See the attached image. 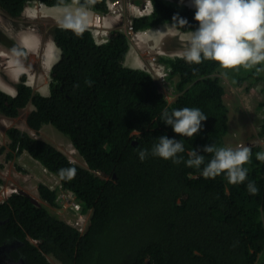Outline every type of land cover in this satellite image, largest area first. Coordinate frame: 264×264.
<instances>
[{"label": "trees", "instance_id": "1", "mask_svg": "<svg viewBox=\"0 0 264 264\" xmlns=\"http://www.w3.org/2000/svg\"><path fill=\"white\" fill-rule=\"evenodd\" d=\"M29 1L0 0V6L18 17ZM42 1L61 5V0ZM154 2L151 14L135 17L136 28L173 21L177 14L188 21L179 28H198L194 7ZM90 7L108 8L106 0ZM51 34L62 53L50 71V93L37 91L24 74L16 93L0 86V113L13 118L34 105L27 124L37 131L48 123L55 126L71 139L88 166L18 126L6 130L8 157L27 151L37 159L60 181L53 186L40 182V197L59 206L62 189L72 190L81 211L90 213L89 222L82 231L18 190L0 202V243L9 238L21 241L29 264H51L49 255L61 264H264V162L256 159V153L264 152L262 146H249L252 155L244 165L248 175L241 184H230L224 174L206 179L203 165L190 168L150 154L141 162L138 155L142 149L150 153L161 135L182 141L185 151L179 155L184 160L195 149L207 162L211 155L202 152L204 145L227 147L229 105L221 77L215 75L218 62L189 64L179 56H160L170 69L168 78L179 75L178 96L170 102L152 72L125 65L131 39L121 29H112L102 42L90 27L78 37L56 24ZM262 65L236 73L238 82L250 77L264 80ZM259 106L264 109V97ZM183 107L199 108L208 116L191 138L161 121L165 109ZM262 127L264 135V122ZM67 167L77 170L71 181L59 177V169ZM250 181L259 190L255 195L247 189Z\"/></svg>", "mask_w": 264, "mask_h": 264}, {"label": "rangeland", "instance_id": "2", "mask_svg": "<svg viewBox=\"0 0 264 264\" xmlns=\"http://www.w3.org/2000/svg\"><path fill=\"white\" fill-rule=\"evenodd\" d=\"M139 1L141 2V4L130 2V0H121V2L124 4V11L119 15L120 23L122 24L123 20L127 19L126 24L124 26H121V28L122 31L128 36V38L131 39V44L128 49V59L130 60L125 63V65H132L134 63L137 65L132 66L140 67L149 71V68H146V66L150 62L152 65L156 66L157 70L166 72V76L168 78L169 67L160 59V56H178L177 53L182 51L183 48L187 46V41L190 34L188 35V39L185 40L183 44L181 43L180 39V36H183V32L182 30L179 31V29H177V32L174 33H169V31H167L164 34L163 40H160L159 34L161 33V31L159 29L161 27L156 26L155 34L158 36V38H156V43H143L141 45H138L141 42V40H138V43L135 42L136 44H133V39L137 40V38H135L134 35H132V33H130L129 31V25L131 23L128 16L132 17L130 10L132 8L137 9L139 7L141 9H148L149 11H152L155 8L154 0H150V4H148L147 6L146 2L148 0ZM66 4H71V2ZM26 6L30 10L31 16L33 18H29L27 16H24L23 14L18 17H12L0 6V25H2L3 27H9L14 31H31L35 34L36 37H38L35 43L39 48V54L29 55V57L25 61V66L26 68H28V71L25 74L27 75V82L30 83L37 91L49 94L51 78V74L49 73L53 64L57 59L60 58L62 53V49L56 44V41L52 37L51 29L53 26L58 24V20L61 17L60 9L62 5L51 6L41 0H31L27 3ZM90 9L93 8L90 7ZM93 10L94 15L92 17V21L97 22L94 17L97 9ZM139 13H141V15L143 16L146 12L144 11ZM111 17H115L114 19H112V22H110ZM117 20V16L114 15L106 18L108 24L117 22ZM114 25L117 24H112V26ZM131 26L134 29V25L131 24ZM3 27H0V52L5 53V57L0 58V81L3 86L9 85L10 90L16 92L17 82L12 80L5 71V66L7 64L6 56L9 50L14 46L15 41L9 39V37L4 34ZM135 31L139 32L137 30ZM149 33L150 29H143V31H141L139 34L140 39L141 36L146 37L149 35ZM96 36L98 39H102L105 34H97ZM46 40L48 45L47 43L45 44ZM52 46H55V49L52 48ZM45 51L47 52L46 56L48 55L46 60V68L44 67L45 61L43 58L46 53ZM132 58H134V60H132ZM261 64L263 65L260 70L261 73H264V62H261ZM233 69L235 70L223 69L220 67L215 71V75H219L221 77V80L226 88L224 97L227 104L229 105V131L227 134H225V143L227 147L233 148L241 145L249 147L253 146L254 144L260 145L262 146V149H264V135L260 134L264 122V109L259 106L261 100L264 97V80H256L255 77H250L245 78L242 84H240L238 82L239 77L236 75V73L239 74L245 71L247 72L248 69H244L243 66ZM253 71L254 70H250L248 72ZM152 74L154 75V78L159 82L160 90L164 92L166 98L170 102L174 101L178 96V91L176 90V82L179 80V75H174L172 78H168L165 81H162L161 77L159 76L160 73H158L156 70L155 72H152ZM33 108L34 105L28 104L26 107L22 108L21 113L17 117L13 118L7 117L0 113V148L4 147V150L0 153V169L4 170L5 174H7L4 182L1 183L0 188L6 190L8 188H11L14 183L18 185L16 187L17 190L24 188L28 191H31L33 193V196L39 198L40 201L45 203L52 212L58 214L66 221L80 228L86 227L88 224L90 213H83L81 211V208H77L75 207V205H71L73 206V208L70 205H63L64 203L71 204V202L68 201L73 200V198L66 197L67 200H63L65 196L62 195V203L60 202L59 206H51L40 197L38 190V185L40 182L45 181V183L51 186L58 184V182L60 183L58 177L55 174L44 168L43 165L39 161H36V159L31 155L24 156L21 154L19 156H12L11 158L8 157V152L10 149V138L6 133V130L10 126H18L25 130L33 132V135L36 137L49 140L60 149L64 150L73 161L88 166L83 156L79 153L78 149L72 143L71 139L67 137V135L63 132H60L59 129L58 131L55 126L48 123L44 125L39 131H37L27 124V115ZM10 192L13 191L10 190ZM48 258L51 264H61L51 255H49Z\"/></svg>", "mask_w": 264, "mask_h": 264}, {"label": "clouds", "instance_id": "3", "mask_svg": "<svg viewBox=\"0 0 264 264\" xmlns=\"http://www.w3.org/2000/svg\"><path fill=\"white\" fill-rule=\"evenodd\" d=\"M109 1L106 0L108 7L106 12L101 10L102 14L105 13L102 21L98 23L90 19V6L95 5L97 0H84L83 4L80 3V0H71V4H66L64 0H61V17L58 20V26L62 30H70L78 37L82 36L90 27L99 42L105 41L112 29L122 30L121 26H124L127 20H123L122 24L119 21L114 26L107 23L106 18L111 15L120 18V14L117 15L111 11ZM191 6L196 9L194 19L198 21L199 26L191 31L187 46L177 53L179 58L189 64H200L203 60H212L218 62L223 69L240 66L251 68L264 62V0H191ZM97 10L96 12H100ZM130 11L132 15V17L128 16L130 23L134 25L135 30L143 31L145 28H136L134 24L135 17L142 16L141 13L136 8H132ZM153 11L154 9L146 11L144 15L151 14ZM22 14L33 18L27 6ZM173 21L175 22L174 26L185 27L188 24V21L179 17V14L173 16ZM0 27L3 26L0 25ZM148 29L150 28L148 27ZM3 32L9 39L15 41L6 56L5 71L12 80L19 83L20 77L28 71L25 61L29 55L39 54V48L35 43L38 37L31 31H14L9 27H3ZM97 34H105V36L98 39ZM144 37L137 38L135 42L138 43V40H142ZM135 42L134 44H136ZM3 57H5V53L0 52V58ZM46 60L47 56L45 55V68L47 67ZM85 83L89 86L92 85L90 80H86ZM74 87H79V85H74ZM207 119L208 116L199 108L194 107H183L171 112L165 109L161 114V121L171 126L175 133L188 138L198 134L202 128V121ZM184 151V144L181 140L161 135L152 145L150 153L147 149H142L138 155L141 162L150 154L166 160L170 159L177 165L184 162L190 168L200 169L203 165L201 174L206 179H214L221 174L226 175L230 184H241L247 179L248 170L244 165L249 162L252 155L251 147L241 145L235 148H218L214 144L204 145L202 152L211 155V159L207 162L205 155L198 153L195 149L189 151L188 159L184 160V157L179 155ZM256 159L264 162V152L256 153ZM76 173L75 167L59 169V177L64 181L73 180ZM247 189L253 195L259 191L252 181L248 182Z\"/></svg>", "mask_w": 264, "mask_h": 264}, {"label": "crops", "instance_id": "4", "mask_svg": "<svg viewBox=\"0 0 264 264\" xmlns=\"http://www.w3.org/2000/svg\"><path fill=\"white\" fill-rule=\"evenodd\" d=\"M167 2H169V3H171L172 5H174L175 7H178V8H182L183 6H186V5H188V6H191V0H166ZM130 2H136V3H138V4H141V2L139 1V0H130ZM93 9H90V19L92 20V17H93ZM98 11V10H97ZM100 12H101V10H99ZM115 17H111L110 18V22H112V19H114ZM118 18V17H117ZM120 20H119V18H118V20H117V22H114V23H112V24H116V23H118ZM175 22H173V21H170V20H165V21H163L162 23L160 22L159 24H156V25H154V26H150L149 28H150V33H149V35L148 36H146V37H144L142 40H141V42L138 44V45H141V44H143V43H156V38H158V36L155 34V31H156V29H155V27L156 26H160L161 28L159 29L160 31H161V33L159 34V39L160 40H163V37H164V34L167 32V31H169V33H174V32H177V29H179V31H181L182 30V32H183V36H180V39H181V43L183 44L184 42H185V40H187L188 39V35L191 33V31H194V30H183V29H181V28H179L178 26H174L173 24H174ZM109 25H111V24H109ZM166 39V38H165ZM134 42L135 41H133V44H134ZM47 45H48V43H47ZM46 45V46H47ZM166 54V53H165ZM130 59H128V54H127V56H126V60H125V63H127L128 61H129ZM132 60H134V58H132ZM135 62V61H134ZM132 65H137V64H132ZM132 65H130L129 64V66H132ZM135 66H133V67H135ZM3 86V84L1 83V81H0V86ZM1 86V87H2ZM6 87H8L7 88V91H9L10 93H16V92H14V91H12V90H10V88H9V85H7ZM3 89H5L4 88V86L2 87ZM6 90V89H5ZM23 129V128H22ZM25 130V129H24ZM28 131V130H27ZM30 133H32L33 134V132H31V131H29ZM22 155H24V156H26V155H30L27 151H24L23 153H22ZM36 161H38L37 159H36ZM44 167V166H43ZM45 168V167H44ZM0 175L3 177V179H5L6 178V175L7 174H5V171L4 170H2V169H0ZM1 185V184H0ZM18 185H16V184H14L13 183V185L11 186V187H17ZM23 190H25V191H27L29 194H31V195H33V193L31 192V191H28L27 189H24V188H22ZM22 189H19V190H22Z\"/></svg>", "mask_w": 264, "mask_h": 264}, {"label": "built area", "instance_id": "5", "mask_svg": "<svg viewBox=\"0 0 264 264\" xmlns=\"http://www.w3.org/2000/svg\"><path fill=\"white\" fill-rule=\"evenodd\" d=\"M109 4H110V8H111V11L113 12V13H115V14H122L123 13V11H124V4L121 2V0H110L109 1ZM148 4H150V0H148L147 2H146V6L148 5ZM138 9V11L139 12H146V11H149L148 9H141V8H137ZM103 17H104V15L103 14H101L100 12H96L95 13V20L98 22V23H100L101 21H102V19H103ZM129 31H130V33H132V35H134V37L135 38H138V37H140V32H136L135 31V29H133V27L131 26V24L129 25ZM144 32H146V31H144ZM149 68V71H152V72H155V70L158 72V73H160V77H161V80L162 81H165L166 79H168L167 78V73L166 72H162V71H159V70H157V68H156V66L155 65H152L150 62L147 64V66H146V68ZM170 70V69H169ZM168 75H169V73H168ZM59 183V182H58ZM9 189V190H8ZM8 189H3V188H0V202H3L4 200H6L7 198H8V196L12 193V192H10V190H12L13 192L14 191H17V188L16 187H11V188H8ZM62 195L63 196H65L64 198H63V200H67V198L66 197H70V198H73V200H71V201H68V202H71V204H69V203H64L63 205L64 206H67V205H75V207H77V208H79L80 207V205H79V203L76 201V197H75V193L72 191V190H68V189H62V192H61V194L59 195V202H61L62 203V200H61V197H62ZM72 208H73V206H71ZM74 225V224H73ZM76 226V225H75ZM78 227V226H77ZM83 227V226H82ZM80 230H82V231H84L85 229H86V227H83V228H80V227H78Z\"/></svg>", "mask_w": 264, "mask_h": 264}, {"label": "water", "instance_id": "6", "mask_svg": "<svg viewBox=\"0 0 264 264\" xmlns=\"http://www.w3.org/2000/svg\"><path fill=\"white\" fill-rule=\"evenodd\" d=\"M21 192L28 193L27 191H25L23 189L21 190ZM32 201L35 202L36 204H39V205L42 204L40 199L37 198L36 196H33V195H32ZM0 222H1V218H0ZM13 243H14V240L13 241L12 240H5L3 243H0V264H24L23 259L16 261L12 257L10 248H11ZM16 262H18V263H16Z\"/></svg>", "mask_w": 264, "mask_h": 264}, {"label": "flooded vegetation", "instance_id": "7", "mask_svg": "<svg viewBox=\"0 0 264 264\" xmlns=\"http://www.w3.org/2000/svg\"><path fill=\"white\" fill-rule=\"evenodd\" d=\"M6 240H12V241L14 240V243L12 244V246L10 248L12 257L16 261H19V260L23 259L24 264H29V260H28V258L26 256V253L21 249V245L23 243H21V241H18V240L12 239V238H9V239H6ZM33 241L36 242L37 240H33ZM16 263H18V262H16Z\"/></svg>", "mask_w": 264, "mask_h": 264}, {"label": "bare ground", "instance_id": "8", "mask_svg": "<svg viewBox=\"0 0 264 264\" xmlns=\"http://www.w3.org/2000/svg\"><path fill=\"white\" fill-rule=\"evenodd\" d=\"M95 17V16H94ZM133 41H135L134 39H133ZM55 47V46H54ZM53 46H52V48H54ZM55 49V48H54ZM46 52V51H45ZM131 52V51H130ZM47 54V52L45 53V55ZM129 54V53H128ZM131 54V53H130ZM165 55V54H164ZM48 56V55H47ZM44 58V57H43ZM58 60V59H57ZM56 60V61H57ZM55 62V61H54ZM38 70V69H37ZM43 71V70H42ZM46 71V70H45ZM42 74V73H41ZM45 74H46V72H45ZM50 74V73H49ZM35 75V74H34ZM36 78H37V76H36ZM36 78H35V80H36ZM33 84V83H32ZM7 85H5L4 86V88L6 87ZM8 87H6V89H7Z\"/></svg>", "mask_w": 264, "mask_h": 264}]
</instances>
